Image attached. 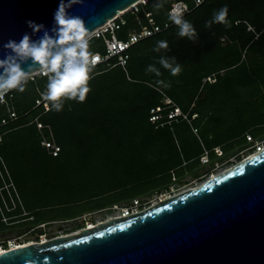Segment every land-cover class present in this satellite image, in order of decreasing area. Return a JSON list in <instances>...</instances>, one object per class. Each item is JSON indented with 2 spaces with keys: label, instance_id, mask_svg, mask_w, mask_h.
Segmentation results:
<instances>
[{
  "label": "trees",
  "instance_id": "16d2710c",
  "mask_svg": "<svg viewBox=\"0 0 264 264\" xmlns=\"http://www.w3.org/2000/svg\"><path fill=\"white\" fill-rule=\"evenodd\" d=\"M170 1L148 0L137 16L126 14V24L117 32L118 36L123 38L138 27L136 17L144 25L143 11L151 12L158 24L169 21ZM157 3L163 5L158 11L154 8ZM225 5L229 24L205 28L213 12ZM184 19L193 24L197 32L195 41L179 37V29L173 24L137 43L130 49L125 69L114 66L91 73V91L83 103L65 100L59 112L51 108L44 112L42 106L34 108L38 92L46 88V78L28 81L23 93L12 90L4 96L0 119L7 117L10 109L20 117L0 127V157L6 164L13 162L19 172L23 163L28 169L20 174L25 182L16 179L14 188L13 184L11 187L17 203L19 197L23 201L34 197L38 192L37 178L42 177L54 184L52 193L65 197L50 207L71 206L110 195L122 197L102 207L123 199L149 197L151 193L169 190L175 180L186 174L200 177L203 149L208 151L212 163L252 145L247 135L254 137V141L264 139V0H205ZM161 40L167 41L168 48L153 51ZM95 43L91 41L90 48ZM162 58L181 65L182 71L171 75L159 63ZM149 66L160 75L148 72ZM212 79L215 81L211 82ZM167 84L170 87H165ZM164 97L170 98L189 118L197 114L190 123L200 120V125H204L203 137L209 138L197 153L178 151L169 125L156 127L149 121L150 111L163 105ZM213 108L226 115L215 128L207 125ZM166 113L164 110L161 114ZM251 115L256 118H250ZM36 117L50 127L60 149L58 155L53 156L42 146L40 131L31 123ZM180 122L187 121L176 123ZM223 129L226 135L222 134ZM216 147L221 149V156L214 153ZM36 170H43L42 177H36ZM30 179L32 182H28ZM2 180L0 177L3 188ZM82 187L85 196L78 195ZM132 189L138 191L132 193ZM4 196L5 201L0 195V232L5 229L4 217L31 218L34 211L24 204L16 206L5 190Z\"/></svg>",
  "mask_w": 264,
  "mask_h": 264
},
{
  "label": "water",
  "instance_id": "95a60500",
  "mask_svg": "<svg viewBox=\"0 0 264 264\" xmlns=\"http://www.w3.org/2000/svg\"><path fill=\"white\" fill-rule=\"evenodd\" d=\"M138 1L81 0L68 12L92 32ZM59 3L0 0V59L9 40L51 34ZM0 264H264V149L137 214L8 250Z\"/></svg>",
  "mask_w": 264,
  "mask_h": 264
},
{
  "label": "clouds",
  "instance_id": "9594fccd",
  "mask_svg": "<svg viewBox=\"0 0 264 264\" xmlns=\"http://www.w3.org/2000/svg\"><path fill=\"white\" fill-rule=\"evenodd\" d=\"M80 2L81 0H60L54 13L51 34L44 31L41 38L33 41L29 34L25 33L19 42L9 40L2 45L5 55L0 59V100L12 90L23 93L30 78L42 75L47 78L45 91L41 94L42 99L50 103L51 110L61 111L65 100L85 102L87 94L91 91L88 86L91 73L100 56L90 50L91 32L84 20L68 12L73 5ZM199 3H202V0H197V4ZM162 7L161 3L154 5L157 11ZM186 7L182 6L181 0L168 11L167 18L178 27L179 37L195 41L197 32L193 24L184 19ZM227 16L228 8L225 5L213 12L212 18L205 23V28H211L213 24L227 26ZM27 25L33 34L41 32L44 28L43 25L32 21H28ZM167 48V41L161 40L157 41L153 51ZM28 60L32 63L27 69L22 68L21 65ZM159 63L173 76L182 71L181 65L175 64L174 61L169 63L162 58ZM147 71L160 75L153 66H149Z\"/></svg>",
  "mask_w": 264,
  "mask_h": 264
},
{
  "label": "built area",
  "instance_id": "2783aa9c",
  "mask_svg": "<svg viewBox=\"0 0 264 264\" xmlns=\"http://www.w3.org/2000/svg\"><path fill=\"white\" fill-rule=\"evenodd\" d=\"M148 0H139L138 2L132 4L127 9L119 12V14L115 15L112 19L108 20L102 26L97 27L91 32V41H95V45L90 50L98 54L100 56V60L94 66L93 71L96 69H110L114 66H120L123 69L126 68L128 61L130 59V49L136 45L137 43L153 37L157 34L162 33L163 31L170 28L173 24L170 21L164 22L163 24H158L153 14L149 11H143V15L146 19V23L144 25L141 24L138 17H136L138 27L136 29L130 30L126 33L123 38H120L117 34L118 31L121 30L122 26L126 24L125 15L131 14L137 16L141 12V7L144 6ZM181 1L179 0H172L170 1L169 8L167 9L170 11L173 7H175ZM205 2L202 0V3L197 4V0H186L182 1V6L186 5V10L184 12V16L189 14L192 10L199 7ZM92 71V72H93ZM35 78H46L42 75H35L30 80H34ZM47 79V78H46ZM45 91L41 90L38 92V96L35 99V106L36 107H43V111H48L51 106L50 103L43 101L42 93ZM0 102H4L3 100ZM167 110L165 115H162V111ZM20 116L15 113L14 111L9 112L7 117H3L0 119V127L6 126L9 123L16 121ZM197 114H193L191 118H189L187 113H184L170 98L164 97L163 105H159L150 111L149 121L154 124L156 127L163 126L165 124L170 125L172 122H179V121H187L190 123L193 118H196ZM163 118H166V121H161ZM35 123L37 129L40 131L41 134V144L44 146L53 156L58 155L60 149L55 144L52 136L51 129L48 125H44L42 122L38 120V118H34L31 120V123ZM196 132V129H193ZM248 141H252L253 139L247 135L246 137ZM1 142V136H0ZM252 154L255 152H259L264 149V144L260 142L253 143ZM214 153L217 156L222 155V151L219 147L213 149ZM249 155V156H251ZM248 156V157H249ZM202 164H206L209 162L208 158V151H204V153L199 158ZM2 176L0 171V177ZM164 192L160 193L158 196V202L165 200ZM168 193V192H167ZM153 202L150 197L144 198H135L131 200L129 203L126 204H113L111 206L105 207L99 211H92L87 212L81 215V219L84 220V224L80 229L77 230L81 231L85 228L94 227L99 223L104 221L115 219V218H124L130 215L137 214L150 206H152ZM100 214H104L106 217L100 220H94V218L99 217ZM69 220H61L55 222H43L37 224L34 228H32L28 233L35 232L33 239H29L28 241L18 242L19 238L10 237L5 239H0V254L15 249L20 246L32 244V243H44L51 239L58 238L65 235H58L56 234V227L59 224L67 223ZM52 230H55L54 234H50V226ZM58 233V232H57Z\"/></svg>",
  "mask_w": 264,
  "mask_h": 264
},
{
  "label": "rangeland",
  "instance_id": "374dc122",
  "mask_svg": "<svg viewBox=\"0 0 264 264\" xmlns=\"http://www.w3.org/2000/svg\"><path fill=\"white\" fill-rule=\"evenodd\" d=\"M170 1V0H168ZM152 7V6H151ZM153 8V7H152ZM31 79V78H30ZM30 79L28 81H30ZM206 80V79H205ZM215 80L212 79L211 82H214ZM2 101V100H1ZM4 103V102H2ZM209 106V105H208ZM207 106V107H208ZM13 110H8V114L9 112H11ZM225 114H223L221 111L213 108L211 113L207 116L208 118V124L209 127L211 128H215L217 127V124L219 125L220 123L218 122L219 119H223L225 118ZM250 118H256L254 117V115H251ZM195 118H193L194 120ZM193 127H197L199 128L200 131H194ZM204 125H200V120L197 121H193V123H188V122H180V123H176V122H172L169 125V129L171 131V137H172V141H174L173 143L175 144V147L177 148L178 151H184L187 150L190 153H197L198 150L200 148L203 147V144H207V139L209 137H203L204 131H203ZM199 132V133H198ZM203 133V134H202ZM215 134V133H214ZM223 135H226V133H224V129L222 131ZM216 138V137H215ZM253 140L252 145H249L241 150H235V154L233 155H228V156H221L220 159H215L212 163L208 162L206 164H202L201 162V167L198 170L199 175H201L200 177L196 178L195 176L191 175V174H186L184 177L175 180V182L172 183V185L169 187V190L167 191H162L164 192L163 194L166 195L165 197H172L176 194H179L183 191H186L188 189H192L197 187L198 185H200L203 181H205L206 179H208L212 174H218L222 171H226L230 168H232L233 166L237 165L238 163H240L241 161H243L244 159H246L249 155H251V147L253 146V143H257L260 142L262 144H264V139L260 140V141H254V137H252ZM256 140V139H255ZM248 141V139H247ZM250 142V141H249ZM204 148V147H203ZM204 150V149H203ZM25 163L21 164L20 167V172L18 169H15L17 166H15L13 164V162L9 161L8 164H6V162L3 160V158L0 157V171H1V179L2 180V184H3V188L0 186V195L2 197V200L6 199L4 196V190L6 191V193L8 194V197L10 196L13 199L14 204L17 206L18 204H24L23 206H25L26 208L28 207V209H33L34 211H32L30 214L33 215V217L31 218H23V216L21 217H15V218H7L4 217L3 223L5 225V229L0 232V239H5V238H10L13 237L15 235H19L22 234L26 231H30L32 228H34L37 224L39 223H43V222H55V221H61V220H69V222L67 223H63V224H59L56 229V234L58 235H73L78 233L77 230L80 229L82 227V225L84 224V220L81 219V215L86 213L87 211L92 212L94 210L99 209L100 207L110 204L112 202H117L116 201V197H122L120 195H110V196H105L102 198H97L94 200H89V201H84L81 202L79 204H74L71 206H63V207H50V205L58 202L60 199H65V197H58L57 195H55V193L53 192L54 189V184L51 183H47L46 181H44V178L42 176H40V173H43V170H36L35 171V175H37L36 177H42L41 178H37V182H38V192H35V195L33 198L25 199L24 201L19 197L20 201L19 203L16 202V200L14 199V196L12 194V191H14L11 187L13 184V188H14V182L17 179V181H20L21 179V172L22 173H27L28 169ZM13 171H15L16 176L13 175ZM15 178V179H14ZM24 177H22L21 179V183H24ZM8 181L10 183H8ZM28 182H32V179H30ZM82 181H79V184ZM138 190H134L132 189V193ZM162 192H154L153 194H150V198L153 202V204L158 203V196L160 195V193ZM168 192V193H167ZM78 195H86V191L85 188L82 187L80 189V191H78ZM72 197V195H71ZM147 197V195H143L140 196L138 198H144ZM18 198V197H17ZM69 198V197H67ZM5 201V200H4ZM130 200L127 199H123L120 200L118 202V204H126L129 203ZM152 204V205H153ZM105 208V207H102ZM27 213H24L22 215H26ZM25 217V216H24ZM106 216L104 214H100L99 217L94 218V220H100L105 218ZM12 221V222H11ZM50 227V234H54L55 230H52L51 225ZM60 227V229L58 228ZM59 229V230H58ZM58 232V233H57ZM34 233L35 232H30L27 233V235H25V239H33L34 237Z\"/></svg>",
  "mask_w": 264,
  "mask_h": 264
},
{
  "label": "flooded vegetation",
  "instance_id": "af4514ba",
  "mask_svg": "<svg viewBox=\"0 0 264 264\" xmlns=\"http://www.w3.org/2000/svg\"><path fill=\"white\" fill-rule=\"evenodd\" d=\"M101 209H103V208L97 209V210H95V211H99V210H101ZM28 232H29V230L26 231V232H24V233H22V234L15 235V236H13V237H15V238H19V239H18V242L28 241L29 239H28V240L25 239V235H27Z\"/></svg>",
  "mask_w": 264,
  "mask_h": 264
},
{
  "label": "bare ground",
  "instance_id": "6f19581e",
  "mask_svg": "<svg viewBox=\"0 0 264 264\" xmlns=\"http://www.w3.org/2000/svg\"><path fill=\"white\" fill-rule=\"evenodd\" d=\"M215 174H212L210 177H213ZM170 197H167L165 200H167V199H169ZM162 201H164V200H162ZM160 202V201H159ZM153 205H155V203L153 204ZM95 227V226H94ZM91 228H93V227H90L89 229H91ZM79 233V232H78ZM77 234V233H76ZM27 245V244H26ZM25 246V245H24ZM20 247H23V246H20ZM18 248V247H17Z\"/></svg>",
  "mask_w": 264,
  "mask_h": 264
},
{
  "label": "crops",
  "instance_id": "0c3cea01",
  "mask_svg": "<svg viewBox=\"0 0 264 264\" xmlns=\"http://www.w3.org/2000/svg\"><path fill=\"white\" fill-rule=\"evenodd\" d=\"M204 151H205V149H204ZM204 153V152H203Z\"/></svg>",
  "mask_w": 264,
  "mask_h": 264
}]
</instances>
